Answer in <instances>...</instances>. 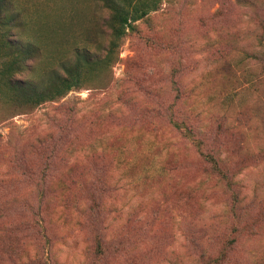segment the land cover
Masks as SVG:
<instances>
[{"label":"rangeland","instance_id":"374dc122","mask_svg":"<svg viewBox=\"0 0 264 264\" xmlns=\"http://www.w3.org/2000/svg\"><path fill=\"white\" fill-rule=\"evenodd\" d=\"M20 2L52 52L96 23L109 41L101 2ZM148 18L90 88L27 111L0 102V244L13 257L206 264L236 239L224 264H264V0H162ZM203 152L225 160L241 223Z\"/></svg>","mask_w":264,"mask_h":264},{"label":"trees","instance_id":"16d2710c","mask_svg":"<svg viewBox=\"0 0 264 264\" xmlns=\"http://www.w3.org/2000/svg\"><path fill=\"white\" fill-rule=\"evenodd\" d=\"M109 11L106 26L109 29V41L103 44L104 29L99 23L84 31L80 40L61 42L57 51L52 52L43 41L41 33H28V16L21 7L20 0H0V102L16 111H27L50 101H56L75 89L90 88L95 80L108 74L120 55L124 38L138 30V21L148 20L152 11L159 9L162 0H96ZM104 50V54L101 52ZM264 54V52L262 53ZM177 127L181 124L173 120ZM189 132H193L188 128ZM200 150L203 141H196ZM213 174L225 182L231 190L233 203L230 213L241 223L242 203L237 192L231 188L233 175L225 166L221 156L203 152ZM238 208V211H237ZM34 224V223H33ZM30 224L35 229L36 238L43 232L44 226ZM13 241L23 234V230L12 227ZM248 231L250 227H242ZM21 238V237H20ZM106 238L100 233L95 236L94 256L97 260L106 249ZM236 239L223 242L216 257L206 264H224L226 251L234 247ZM11 243V241H10ZM1 258L5 256L22 264H50L51 251L24 252L13 257L0 244ZM90 264H96V260Z\"/></svg>","mask_w":264,"mask_h":264}]
</instances>
